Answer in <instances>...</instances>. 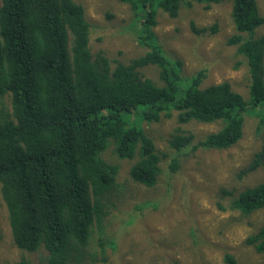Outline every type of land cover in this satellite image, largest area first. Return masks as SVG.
Masks as SVG:
<instances>
[{"label":"trees","instance_id":"trees-1","mask_svg":"<svg viewBox=\"0 0 264 264\" xmlns=\"http://www.w3.org/2000/svg\"><path fill=\"white\" fill-rule=\"evenodd\" d=\"M119 1L131 10L145 48L127 63L93 53L90 24L76 0H0V201L14 245L29 254L42 249L44 264L104 263L107 217L122 191L119 164L128 162V181L146 188L161 173L143 121L175 113L179 125L220 124L198 141L178 127L168 145L176 152L224 150L240 141L244 117L253 114L261 146L237 177L264 168V38L250 35L264 22L256 1L232 0L236 33L227 41L246 60L249 100L227 81L202 87L204 70L183 79L180 61L152 32L159 12L174 18L184 5L207 9L221 0ZM148 66L156 77L144 72ZM177 168L172 161L169 169ZM231 207L244 217L264 209V183L243 188ZM93 234L99 250L92 254ZM245 243L264 264V224ZM224 261L235 264L230 255Z\"/></svg>","mask_w":264,"mask_h":264},{"label":"rangeland","instance_id":"rangeland-1","mask_svg":"<svg viewBox=\"0 0 264 264\" xmlns=\"http://www.w3.org/2000/svg\"><path fill=\"white\" fill-rule=\"evenodd\" d=\"M76 1L83 5L90 24L93 53L103 50L122 63L143 54L145 48L138 44V30L132 25L128 5L119 0ZM255 1L258 14L264 18V0ZM231 6L232 0H221L207 9L192 3L182 6L174 18L159 12L152 32L165 54L180 61L183 79L204 70L202 87L227 81L234 92L249 100L246 60L227 42L236 33ZM191 25L204 31L194 34ZM250 35L264 38V22ZM143 70L156 77L154 66ZM257 123L253 114H247L242 138L228 149L186 148L176 152L168 145L176 128L192 133L198 141L221 125H179L175 113L158 123L141 122L160 156L161 173L156 185L146 188L128 181V162L119 164L117 183L122 191L115 193V206L107 217L104 238L109 245L105 260L102 263L98 258L97 263L88 264H226L225 255H230L235 264H259L261 255L245 242L264 224V209L244 217L231 207L243 188L264 183L263 167L242 180L237 177L261 146ZM172 161L178 163L176 171L169 169ZM93 237L92 254L99 250ZM113 241L117 247L110 246ZM22 258L29 264H44L45 252L39 249L29 254L14 245L7 212L0 201V264H19Z\"/></svg>","mask_w":264,"mask_h":264}]
</instances>
